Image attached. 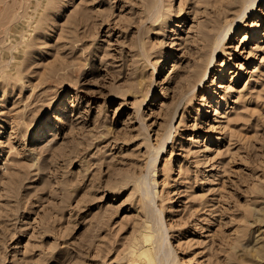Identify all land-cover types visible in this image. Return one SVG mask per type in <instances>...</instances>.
Wrapping results in <instances>:
<instances>
[{
    "label": "rangeland",
    "instance_id": "obj_1",
    "mask_svg": "<svg viewBox=\"0 0 264 264\" xmlns=\"http://www.w3.org/2000/svg\"><path fill=\"white\" fill-rule=\"evenodd\" d=\"M0 264H264V0H0Z\"/></svg>",
    "mask_w": 264,
    "mask_h": 264
},
{
    "label": "bare ground",
    "instance_id": "obj_2",
    "mask_svg": "<svg viewBox=\"0 0 264 264\" xmlns=\"http://www.w3.org/2000/svg\"><path fill=\"white\" fill-rule=\"evenodd\" d=\"M59 3V2H58ZM58 5V4H57ZM27 7H30L29 5ZM56 8V7H55ZM58 8V7H57ZM31 9V8H30ZM24 17L26 18V12L24 13ZM81 15V14H80ZM113 16V12H108L107 15L102 14V15H97L94 16L93 14H88L87 16V21H85L82 25V28L85 30L93 29V31H99L103 25H110L114 26V22L111 20V17ZM84 18V17H83ZM30 19L26 20V23L29 22ZM166 23V22H165ZM92 37V35H91ZM203 81V80H202ZM201 81V82H202ZM79 153V152H78ZM76 154V153H75ZM78 156V155H77ZM74 157V156H73Z\"/></svg>",
    "mask_w": 264,
    "mask_h": 264
}]
</instances>
